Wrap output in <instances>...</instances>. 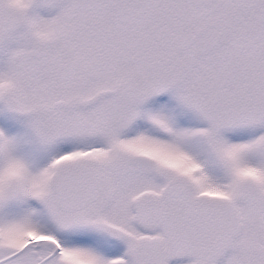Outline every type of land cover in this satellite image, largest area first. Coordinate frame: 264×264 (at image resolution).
Masks as SVG:
<instances>
[{"label":"snow or ice","instance_id":"6c2138e0","mask_svg":"<svg viewBox=\"0 0 264 264\" xmlns=\"http://www.w3.org/2000/svg\"><path fill=\"white\" fill-rule=\"evenodd\" d=\"M264 264V0H0V264Z\"/></svg>","mask_w":264,"mask_h":264},{"label":"flooded vegetation","instance_id":"af4514ba","mask_svg":"<svg viewBox=\"0 0 264 264\" xmlns=\"http://www.w3.org/2000/svg\"><path fill=\"white\" fill-rule=\"evenodd\" d=\"M190 258H180L174 259L170 262V264H189Z\"/></svg>","mask_w":264,"mask_h":264}]
</instances>
